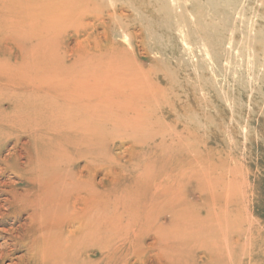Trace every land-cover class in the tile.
Returning a JSON list of instances; mask_svg holds the SVG:
<instances>
[{
    "label": "rangeland",
    "instance_id": "374dc122",
    "mask_svg": "<svg viewBox=\"0 0 264 264\" xmlns=\"http://www.w3.org/2000/svg\"><path fill=\"white\" fill-rule=\"evenodd\" d=\"M21 1L0 0V99L19 92L10 77L19 79L25 69L11 68L27 59L29 66L43 64L40 99L53 107L36 102L44 119L31 121L37 124L34 129H14L13 119L0 122V264H34L39 256L55 257L64 264H172L173 251L154 247L155 233H148L140 243V226L129 233L125 224L126 215L138 216L130 208L134 196L140 191L149 195L158 174L172 170L164 166L166 158L179 163L185 157L175 135L185 129L200 135L199 142L183 145L200 148L204 166L213 164L208 160L212 158L216 165L228 160L236 167L246 191L245 210L264 230V0H102V7L91 4L94 8L86 14L81 9L62 11L61 0H57L63 5L59 8L56 0H42L45 8L25 22L21 12H12ZM37 22L32 30L29 24ZM63 82L70 83L72 93L82 86L92 90L86 103L96 105L97 114L108 118L95 121L102 139L81 143L67 139L71 133L66 119L57 116L71 109L58 97L65 94L69 99L73 94L67 93ZM140 83L153 93L152 106L141 109L136 101L126 105L130 114L141 113L149 121L141 135L131 128L135 122L129 113L116 115L98 104L113 97L114 91L142 96ZM11 106L5 101L2 109ZM168 142L175 145L170 148ZM160 146L165 148L157 151ZM132 148L158 160H140L133 168L129 166ZM88 158L97 159L90 164L96 169L93 182L101 184L95 200L101 203L99 208L109 209V219L99 221L97 236L72 246L92 245L87 255L76 260L68 251V234L79 228V222L71 224L68 211L76 194L69 190L62 200L58 194L62 188L57 187L60 198H52L56 204L52 200L43 207L36 198L46 192L38 182L42 175L45 183L57 179L70 183L78 172L88 180L84 170ZM32 164L38 170L35 175L28 172ZM144 172L150 174L145 179L150 184L141 190L134 184ZM106 181L109 185L104 187ZM126 186L130 191L122 193ZM79 194L87 197L85 192ZM182 203L180 210L185 211L187 204ZM158 222H171V233L191 223L176 215L172 221ZM183 240L192 245L188 238ZM203 252L198 258L205 256Z\"/></svg>",
    "mask_w": 264,
    "mask_h": 264
},
{
    "label": "bare ground",
    "instance_id": "6f19581e",
    "mask_svg": "<svg viewBox=\"0 0 264 264\" xmlns=\"http://www.w3.org/2000/svg\"><path fill=\"white\" fill-rule=\"evenodd\" d=\"M99 1L101 4H98ZM101 1L102 0H61L59 2L65 4L62 11L70 12L71 10L81 9L80 11L86 14L94 7L98 8V5L102 7ZM55 2L58 8L61 7L62 3H57V0ZM20 3L21 6L13 7L12 12H21L20 18L24 20V22L30 16L38 15L39 12L45 8L42 0H22ZM91 4H93L94 7ZM56 12L58 15L62 13H60L59 10ZM38 25V22L29 24V26L33 28L32 30H35ZM27 62V59H24L22 62L17 61L11 68L14 71L20 68L25 69L22 77H19V79L17 76L13 77L11 75L10 77L9 82L12 83V87L18 89L17 91L19 92L10 99H0V122L3 119H13L11 123L16 127L14 129L20 128L21 131L36 128L37 124L31 121L44 119L42 114L36 111V102H45L44 104L49 105L48 107L50 109L53 107V104H48L44 97V102L40 99L42 91L40 79L43 73V64L40 62H32V66H29ZM63 83L64 85L62 87L65 86V90L71 95L72 86H70V83ZM80 89H76L69 99L64 97L66 96L65 94L64 96L58 97V102L60 104L63 103L62 105H64V107L66 106L71 110L59 114L57 118L59 120L66 119L65 122L68 125V134L71 133V135L69 134L70 136H68V134L66 135L68 136L67 139H72L77 142L80 141V143L102 139L103 134L100 132L96 133L95 121L104 122L108 121V118H104L97 114L99 108H97L96 105L86 103L85 99L87 95L92 93V90L90 88L88 89L86 86H82ZM22 91H25L26 95L22 96ZM139 91L142 96H134L133 94L120 95L114 91L112 94L113 97L103 99L99 101L98 104L100 108H105L110 112L116 113V115L122 114V116H125L124 113L126 112L129 113L126 104L130 101H136L141 106V109H144L145 106H152V104H150V99H152L153 93L148 90L146 83L139 84ZM177 91L181 90L176 89V92ZM5 101H9L12 105L8 110L2 109V105ZM196 103L198 104L197 100ZM93 111L96 112V117L93 115ZM140 114H130L131 121L133 123L135 122L131 128L134 129V133L138 134H140L141 129L145 127V124L149 122ZM75 115L78 116L76 120ZM116 117L118 118L120 116ZM191 117L197 120L200 119L198 115H192ZM44 121H46V119ZM185 130L184 132L175 134L176 139L179 141L178 146L181 147L180 153L182 156L184 154L185 157L181 158L179 163H174L172 157L166 158L164 163L167 165L164 166H170L172 170L167 171V169H165L158 174L160 178L156 182L151 183L152 186L149 188L151 189L149 195L140 191L141 193L134 196L130 208L135 209L138 216L126 215L127 224L125 225L127 230L130 233L133 232L136 227L140 226L141 232L140 236H138L140 243L148 233H155L158 241L155 242L154 247L160 250L166 247L169 251H173L175 256L172 264H264V230L262 231L261 229L262 224L260 221H251L249 219V214L246 211L248 209H246V204L248 206L246 191L242 185L240 174L237 173L238 170L236 167L232 168L228 160L223 161V164L216 165L212 158L208 160L210 163L212 161L213 164L211 163L208 166H204L200 148H185L184 146L189 140L195 143L199 142L200 135L194 131L185 132ZM144 139L145 135L142 139V141L145 142L146 140ZM137 140L136 146L140 145L141 147L142 143H139L140 141ZM148 143L149 142H147L146 145ZM143 145H145V143H143ZM167 145L172 148V145L175 144L173 142H168ZM164 148L160 146V148L156 147V150L161 151ZM96 160L88 158V163L84 167V170L89 174L88 180H82V176L80 175L82 172H78L71 178L70 183L61 181V179H57L55 182L48 181L45 183L46 178L43 175L40 176L38 181L42 183L41 187L46 191L44 192L45 195H38L36 198L38 200V205L41 207H43L44 204L47 205L52 203V200L53 203L56 204V200L52 198H60L57 195V187L62 188V192L58 193L62 200L69 190H72L73 194H76L72 204L68 208V211L72 215L71 224L79 222V228L68 234L71 245L68 246V251L76 260L87 255L89 247L92 245L90 243H84L81 249H74L72 246L82 243L85 241L84 239H88L90 235L97 236L95 228L98 226L99 221H106L109 219L107 218L109 209L105 206L99 208L101 203L95 200V195L97 193L95 189L101 184H95L93 182L92 178L96 169H92L90 164L95 163ZM140 160L147 161L149 159L143 151L132 148L130 150L129 166L134 168ZM157 160V158H153L149 161L156 162ZM98 168H100V166ZM28 169L29 173H33L34 175L35 173L37 174L38 170H36L35 165H30ZM135 172H137V170L133 169L131 174L134 175ZM231 172L238 176L233 177ZM149 176V173H140L138 175L140 182L138 183L139 180H136V184L134 185L142 190L144 186L147 187V185L150 184L145 180ZM119 180L116 182V187L120 184ZM112 184L113 183H110V185ZM105 185H109L107 181L103 184L104 187ZM130 189L129 186H126L125 190L121 189V191L125 193L126 191L129 192ZM80 192H85L87 197H83L82 194H79ZM197 194L199 197H197ZM203 195L205 197L209 195L210 198H203ZM181 196H185V199L182 200ZM182 202H186L187 204L185 211L182 209V211L180 210L179 206L183 205ZM175 215L178 216L180 220L191 221V223L189 226L183 227L180 230L176 229L171 233L173 227L171 222L159 224L158 221L164 218L166 221H172ZM201 218H204L205 221L201 220ZM163 232H167V235H163ZM167 238L169 240H163ZM184 238H188L192 245H185ZM126 240H128V238ZM200 251H204L203 253L205 256L203 258H198V252ZM35 259L34 264L65 263L64 261L58 263L55 257L49 258L46 256V258L44 257L42 259L39 256V258L36 257Z\"/></svg>",
    "mask_w": 264,
    "mask_h": 264
}]
</instances>
